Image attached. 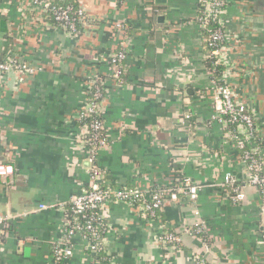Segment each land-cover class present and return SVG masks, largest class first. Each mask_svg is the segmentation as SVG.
<instances>
[{"label": "crops", "instance_id": "1", "mask_svg": "<svg viewBox=\"0 0 264 264\" xmlns=\"http://www.w3.org/2000/svg\"><path fill=\"white\" fill-rule=\"evenodd\" d=\"M77 1L87 23L71 35L29 0H0V31L10 32L0 34V59L18 56L34 68L5 74L0 88V164L13 166L0 175V264H57L63 205L91 180L78 115L95 77L105 81L108 142L96 160L107 184L149 189L187 179L201 190L194 201L186 193L168 197L157 218L126 201L108 203L109 261L87 254L78 237L69 264H196V256L210 264H264L262 195L246 185L245 201L236 203L224 184L228 173L243 182L246 171L215 118L199 0ZM223 20L224 80L264 141V0H228ZM123 36L127 75L120 84L111 77L110 55ZM198 222L208 242L186 231ZM165 229L181 234L179 247L159 246Z\"/></svg>", "mask_w": 264, "mask_h": 264}, {"label": "built area", "instance_id": "2", "mask_svg": "<svg viewBox=\"0 0 264 264\" xmlns=\"http://www.w3.org/2000/svg\"><path fill=\"white\" fill-rule=\"evenodd\" d=\"M56 0H29L31 9L40 11L45 18L50 14L57 21L56 27L64 32L76 35L87 23L86 9L81 4L78 7L72 5H57ZM67 1V0H61ZM200 7L198 21L201 29L210 31L209 25L212 21L218 24L217 29L212 31L205 38L208 46L212 48L210 53L217 58V61L225 63L223 52L224 46L220 43L226 40V28L223 16L226 12L228 0H199ZM50 13V14H49ZM121 31L126 29L124 23L117 25ZM127 38L123 36L118 42V48L110 55L111 77L118 83L124 84L127 75ZM10 72L18 73L20 76L34 72L33 66L21 57L8 56L0 59V88L3 84L4 75ZM224 81L223 85L213 84L218 101L215 118L222 123L226 130L227 139L233 141L241 151V161L244 163L246 180L235 182L231 174H226L224 184L229 187V193L236 203L244 200L245 184L253 185L264 195V158L260 156L263 144L256 141V121L248 108L235 101L233 91L228 88ZM89 98L78 115V119L84 128L82 142L88 153L89 170L91 175L90 184L79 194L74 195L67 205H63L65 220L63 222L61 237L53 250V259L57 264H69L74 253L76 239L80 237L84 243L87 254L95 258L107 254L105 240L109 232V225L106 220L107 205L112 201H126L140 210L150 218H157L158 211L162 210L165 200L170 197L176 199L179 192H184L192 198H196L197 188L194 183L185 179L177 187H163L154 185L149 189L138 187H127L107 184V171L98 165V150L107 145L108 139L102 118L105 98V81L103 78L95 77L92 81ZM186 118L191 114L187 113ZM230 124L234 129H229ZM262 143V141H261ZM254 144V146H251ZM263 160V161H262ZM13 173V166L9 163L0 164V175ZM69 205V206H68ZM44 206V205H43ZM47 206V205H46ZM99 210V212L96 211ZM0 222H3V215L0 213ZM190 233L194 236L206 233L202 224L191 227ZM206 242V238H204ZM183 238L181 234L171 230H163L157 237V243L163 249L179 247ZM196 264H207L205 256H196Z\"/></svg>", "mask_w": 264, "mask_h": 264}, {"label": "trees", "instance_id": "3", "mask_svg": "<svg viewBox=\"0 0 264 264\" xmlns=\"http://www.w3.org/2000/svg\"><path fill=\"white\" fill-rule=\"evenodd\" d=\"M55 3L57 5H72L75 8L78 7V5H79V2L77 0H67V1L56 0ZM199 9L201 10L200 1H199ZM47 19L53 25H55L57 23V21L54 19V17L51 14L49 16H47ZM217 27H218V24L215 21H212L210 23V25H209V28H208V29H210V31H208V30L206 31V30H203L202 29L201 33H202V36H203V39H204L203 41H204L205 49H206V52H207L206 66L209 69V71L211 72V78H212L213 84L214 85H217V86H220V85H223L224 84V81H223L222 78H223V75H224V72H225V65L222 64V63H220V62H218L217 61V58L215 56H212L211 55L210 50L212 48H210L208 46V43H207V41L205 39V38H207L210 35V33L212 31H214L215 29H217ZM1 30L2 31H0L1 32L0 34H2V35L8 36L9 33H10L9 30H7V27L6 26L1 27ZM224 44H225L224 42L220 43L221 46L222 45L224 46ZM84 123L85 122H81V124H84ZM229 129H234V125L233 124H230ZM256 141L259 142L260 144H263V143H261V140L257 137V133H256ZM240 153H241V151H240ZM180 180H181L180 183H182L183 180L182 179H180ZM127 187L131 188L133 186L132 185H127ZM96 211L99 212L98 209H96ZM157 213H158V215H160L161 214V210H159ZM171 231L176 232L174 230H171ZM196 236H199L201 238H206V233H200V234H197L196 233ZM206 242H208V241L206 240ZM101 258L103 260H106V262L109 261V257L107 256V254H102L101 255ZM207 264H210V263L207 262Z\"/></svg>", "mask_w": 264, "mask_h": 264}, {"label": "rangeland", "instance_id": "4", "mask_svg": "<svg viewBox=\"0 0 264 264\" xmlns=\"http://www.w3.org/2000/svg\"><path fill=\"white\" fill-rule=\"evenodd\" d=\"M228 85V84H227ZM228 88L231 90V91H233L234 90V88L232 87V86H229L228 85ZM233 95H234V92H233ZM254 119H255V121H256V118L254 117ZM256 130H257V123H256ZM264 141L262 140V143H263ZM251 146H254V144H251ZM241 154V153H240ZM260 156L262 157V158H264V148H263V150H262V148H261V150H260ZM240 159H241V155H240ZM242 162V161H241ZM242 165L244 166V163L242 162ZM244 168H245V166H244ZM247 177V176H246ZM247 178H245V180H246ZM244 180V181H245ZM243 181V182H244ZM192 183V182H191ZM194 185L196 186V187H198L197 188V193H196V198H192V197H190L188 194H186V195H188L189 197H190V199L191 200H196L197 199V197H198V194H199V191L201 190V186L199 185V184H197V183H194ZM246 185H248V184H245L244 186H246ZM243 186V187H244ZM250 186H253V185H251L250 184ZM254 187V186H253ZM179 193H184V192H179ZM262 195V198H263V200H264V195L263 194H261ZM178 198V195H177V197H176V199ZM175 199V200H176ZM245 199H246V195H245V198H244V200H242V201H240V203H242V202H244L245 201ZM198 213V212H197ZM198 224H202V225H204L203 224V222L201 223V222H198ZM190 230H191V228H188L186 231L188 232V233H190Z\"/></svg>", "mask_w": 264, "mask_h": 264}]
</instances>
